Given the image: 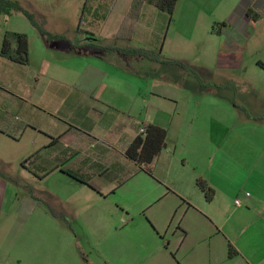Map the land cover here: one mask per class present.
Masks as SVG:
<instances>
[{
    "label": "crops",
    "instance_id": "1",
    "mask_svg": "<svg viewBox=\"0 0 264 264\" xmlns=\"http://www.w3.org/2000/svg\"><path fill=\"white\" fill-rule=\"evenodd\" d=\"M133 2L96 0L90 28L100 18L106 23L122 4L111 31L115 39ZM260 29L264 0H178L172 21L146 3L131 40L137 47L117 45L159 52L187 69L100 51L97 41L52 39L31 23L25 31L0 30V52L6 32H18L29 36L30 53L27 65L0 54V135L32 142L25 170L34 164L37 177L51 183L43 201L48 209L27 197L14 224L7 197L16 180L0 171V264H85L91 249L102 255L96 262L86 258L90 264H157V250L143 246L137 230L142 210L150 212L154 241L180 231L181 264H264V88L241 89L231 74L224 86H186L191 71L201 84L208 81L182 57L209 36L220 42L219 72L239 70L242 49ZM140 79H148L145 87ZM195 94L211 96V103L194 100ZM150 125L166 129L168 137L156 160L143 167L127 150ZM239 174L248 181L246 193L235 188ZM145 179L157 194L141 205ZM199 180L214 190L212 201ZM127 194L135 196L137 208L124 201ZM34 217L37 230L31 228ZM68 222L84 227L79 232Z\"/></svg>",
    "mask_w": 264,
    "mask_h": 264
},
{
    "label": "rangeland",
    "instance_id": "2",
    "mask_svg": "<svg viewBox=\"0 0 264 264\" xmlns=\"http://www.w3.org/2000/svg\"><path fill=\"white\" fill-rule=\"evenodd\" d=\"M11 1L18 2L25 10L34 14L37 20L47 29L49 28L51 31L61 33L64 39H68L72 42H85L86 40H90V38H92L91 34L94 32L96 35H98V40L102 41V43H104V41L114 43L115 39L114 36L112 37L111 31L114 29L113 25H116L119 22V17L117 14H115V12L123 10L121 9L122 4L114 6L111 10L112 14H109L108 21L105 23L100 18L96 22L95 26H93L92 30L89 25V22L91 21L90 10L94 5H96V0ZM98 5L99 4H97V6ZM81 21H83L82 25ZM30 23L31 22L29 19L23 13L14 11L11 16L6 14L1 15L0 30L1 32L3 30L25 31L27 26H30ZM108 30H110V32H108V34L111 35L110 38L107 34ZM257 34V40L255 39L250 41L249 46L242 49V54L245 55V59L242 64V68L239 70H222L219 72L216 65L217 52L220 49V42L211 40L209 36H206L203 46L185 48L184 56L182 57L185 58L190 66L194 67L196 71L199 72V75L203 78V80L208 81L207 85L201 84L202 82L197 77H195L193 75L194 73L191 71V73L185 74L186 86L189 85L190 87L204 88L212 87L216 83H222V86H224V83L227 81L226 77L231 74L236 77V81L241 87H243L241 89L245 90L254 87L264 88V70L260 64V61H264V38L261 37V35L264 34L263 29H260ZM131 40L126 42V44H130L129 46L132 47H137L138 43H133ZM81 53L84 52L81 51ZM141 69L144 71L143 73L149 71L148 67H142ZM146 80L140 79L141 84L144 87L148 82ZM174 82L175 86H181L178 84L179 80ZM191 98L196 101L201 100L202 102H207V104L211 103V96L209 95L205 96V94H195L192 95ZM33 149L34 144L27 139L21 141L20 143H15L0 135V171L7 173L11 179L17 181L16 184V181L14 182V187L12 190H9L7 197V209H9L12 215V221L14 224L17 222V212L22 206V202L25 198H33L42 207H46L44 202L48 200L47 191L45 190H47L46 187H48V184H51L50 181L48 184H46L37 177V171L34 164H27L28 169L25 170L27 163L26 161L29 159V154L31 151H33ZM243 173L240 172L241 175ZM240 174L235 179V188L243 189V191L246 193L248 181L242 178ZM140 188L141 196L137 198H140L141 205H144L145 202L151 201L153 196L157 194V187L146 179L143 180ZM134 199L135 196H132V194H127L124 196V201L128 204H133L135 202ZM237 199H240L241 202L243 200L241 195H239ZM90 201L85 202L83 205L88 204ZM135 206L136 208L138 207L137 201L135 202ZM149 214L150 212L142 210L141 215H139L137 218V221L142 220L140 228H137V230H140L142 237H144L143 240L141 239V244H143V246L144 244H147L148 246L154 247L157 250V264H167V261L165 260V254H168L169 256L168 264H181L183 258L181 252L179 251L180 231H177V228H174V230L176 229V232L171 230L163 235V239L154 241L153 238H151V235H149L153 230V224L148 218ZM35 215L36 213L34 216ZM31 222H33L32 224L29 223L31 224V228L35 225V230H37V217H34ZM64 224L66 223L64 222ZM67 225H72L79 232L84 227L83 224L73 222L72 224L68 222ZM138 225L139 224H136V226ZM92 240L95 247H98L97 243H100V240L95 235ZM155 242L157 243L154 244ZM100 255L102 254L99 249H91L86 255L83 256V261L85 262V257L96 262ZM85 264L87 263L85 262Z\"/></svg>",
    "mask_w": 264,
    "mask_h": 264
},
{
    "label": "trees",
    "instance_id": "3",
    "mask_svg": "<svg viewBox=\"0 0 264 264\" xmlns=\"http://www.w3.org/2000/svg\"><path fill=\"white\" fill-rule=\"evenodd\" d=\"M146 3L154 5L161 12L166 13L170 21H172L178 0H134L130 12L126 16L121 29L115 36V42L102 44L99 40L94 38V34H91L92 38H90V40L99 42L97 44H93L94 48L105 52H121L127 55L142 56L149 60L163 62L168 65L180 66L187 69V67L180 61L162 60L159 52L157 54H153L149 50L127 49L117 45L120 41H130L133 39L137 22L142 15L143 6ZM14 11L23 13L42 35L52 39H64L62 35H53L48 32L44 28V25L37 20L36 16L25 10L18 2L0 0V15H11ZM251 13L252 12H250V14ZM82 24L83 21H81V25ZM0 54L2 57L16 63L23 65L29 64V36L25 33L6 32ZM167 137L168 132L166 129L157 125H150L146 127L145 133H140L139 136L132 142L127 150V156L143 167H149L165 148ZM198 185L206 194L207 200L212 201L214 197V190L211 189L204 180H199ZM84 259L87 264H90L85 257Z\"/></svg>",
    "mask_w": 264,
    "mask_h": 264
},
{
    "label": "built area",
    "instance_id": "4",
    "mask_svg": "<svg viewBox=\"0 0 264 264\" xmlns=\"http://www.w3.org/2000/svg\"><path fill=\"white\" fill-rule=\"evenodd\" d=\"M146 132V127H143L142 129H141V131H140V133H145ZM241 200L240 199H236L235 200V204H236V206H241Z\"/></svg>",
    "mask_w": 264,
    "mask_h": 264
}]
</instances>
